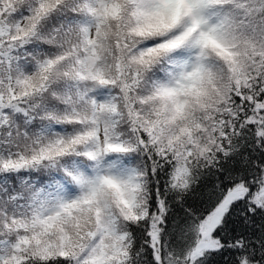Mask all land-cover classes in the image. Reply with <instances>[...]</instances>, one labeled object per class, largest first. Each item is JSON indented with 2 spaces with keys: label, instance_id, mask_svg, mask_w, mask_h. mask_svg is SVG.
<instances>
[{
  "label": "snow or ice",
  "instance_id": "snow-or-ice-1",
  "mask_svg": "<svg viewBox=\"0 0 264 264\" xmlns=\"http://www.w3.org/2000/svg\"><path fill=\"white\" fill-rule=\"evenodd\" d=\"M216 256L264 264V0H0V264Z\"/></svg>",
  "mask_w": 264,
  "mask_h": 264
},
{
  "label": "trees",
  "instance_id": "trees-1",
  "mask_svg": "<svg viewBox=\"0 0 264 264\" xmlns=\"http://www.w3.org/2000/svg\"><path fill=\"white\" fill-rule=\"evenodd\" d=\"M190 203L198 204L199 201L194 199L193 201H190ZM223 261H224V257L216 256V257H214L213 264H223Z\"/></svg>",
  "mask_w": 264,
  "mask_h": 264
}]
</instances>
